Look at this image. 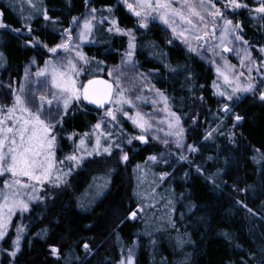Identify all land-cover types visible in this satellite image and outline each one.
Masks as SVG:
<instances>
[{
	"label": "trees",
	"instance_id": "1",
	"mask_svg": "<svg viewBox=\"0 0 264 264\" xmlns=\"http://www.w3.org/2000/svg\"><path fill=\"white\" fill-rule=\"evenodd\" d=\"M92 8L97 9L99 22L95 26L99 33L95 36L93 32L92 37L99 44L84 49L92 68L80 77V84L96 76L108 79L100 66L116 64L125 50V37L107 35L108 24L101 22V15L115 19L121 29H135L133 58L138 69L165 93L169 108L180 117L184 145L197 151H186L187 159L181 160L168 146L135 143L123 145V153L113 150L111 156L88 157L67 177V186L43 185L41 199L28 212L14 215L12 221L25 231L20 251L15 258L4 251H11L9 232L2 241L5 254L0 264H119L133 242L138 243L135 264H260L264 256V101L260 100L264 83L260 79L261 91L257 88L255 94L231 101L232 112L225 115L212 92L213 74L206 63L166 41L158 26L139 28V20L119 0H91L88 4L85 0H0V22L9 26L0 28L4 65L0 67V104L10 101L11 89L25 64L34 56L42 59L41 47L54 46L63 30L72 25L73 17L80 18ZM45 10L50 20H44ZM236 16L251 50L264 47V31L253 26L242 10ZM53 20L58 22L53 24ZM25 25L31 26V34ZM33 36L41 41L39 47ZM6 40L8 44L3 42ZM100 113L80 101L70 106L62 116V127L57 128V159H63L67 150L61 132L84 134L99 121ZM236 115L242 117L239 122L234 120ZM122 125L133 131L127 123ZM218 125L224 135L205 140L207 130ZM229 134H234L235 142L229 141ZM124 153L129 157L126 162L121 161ZM150 156L157 157L153 165L157 181L138 200L132 172ZM163 173L168 175L161 181L158 177ZM96 176H109L107 190L87 199L86 190ZM137 208L152 213V220L133 223L128 215ZM53 247L59 258L51 255Z\"/></svg>",
	"mask_w": 264,
	"mask_h": 264
},
{
	"label": "snow or ice",
	"instance_id": "2",
	"mask_svg": "<svg viewBox=\"0 0 264 264\" xmlns=\"http://www.w3.org/2000/svg\"><path fill=\"white\" fill-rule=\"evenodd\" d=\"M85 3H91V0H85ZM128 10L138 18L139 27L147 28L148 20L150 17L159 16L160 20L172 27L174 35L184 36V32H177L175 25L176 19L179 18L183 24L190 26L191 34L197 41L203 40L205 44L208 43L206 37L211 36L213 39L216 37L217 31H219V43L214 47L223 48L224 52L239 51L235 48L227 47L225 40L229 35H234L236 41H240L242 37L236 35L240 24L237 23L233 26L231 19L227 17V13L232 11L235 13L237 9L247 8L248 5L242 3L241 0H180V7L173 6V0H135V3H129V0H123ZM217 4H222L223 7H217ZM104 10H101L103 12ZM108 12L112 9L108 8ZM257 14H264V0H259V5L250 10ZM97 9L92 8L88 15L82 20L77 17H73L72 25L68 29H64L61 33L62 42L55 47L48 48V51L56 54L58 50H63L65 55H57L54 60L45 61V67L41 68L35 73L37 80L32 81L30 74L26 72L25 81L21 83L19 90L11 89V85H8L12 90L14 97L11 105H0V176L10 174L11 180H5L3 193V203L0 204V240H5L8 236V226L11 223L12 215L19 211L21 214L29 211V203L31 201L41 199V196L37 195L38 185L43 186L46 183L50 184L53 188H60L67 186L69 181L67 177L72 175L74 169L80 167L84 161L91 156H100L107 154L111 156L113 149H119L124 152L121 147L122 137L125 135L123 130L120 132H114L108 130L109 122L118 121V112H123V115L130 119L133 125L141 130L140 135L127 138V143L132 144L133 140H138L141 143L146 142V133L153 128V123L146 119L145 116L137 111L135 117L129 116L128 111L124 110V105L135 107V101L147 102V97L138 95L135 97V101L126 95L127 91L124 87L121 77L125 75L122 71L124 68H129L135 72V62L133 61V50L135 48V35L132 29H121L115 19L109 20L107 16L101 15V22L108 21L111 24L107 30L109 32L115 31L121 35L129 37L128 49L126 50L125 57L122 59L121 65L114 69H109L108 75L112 78V82L103 79H89L86 84H78L75 77L80 75V69L74 59L67 55L75 51V59L82 61L84 64H89L90 60L87 56L81 52L80 44L74 43L78 39L81 43L88 41L89 37L93 34L96 26ZM3 13L0 12V17ZM44 20H50L47 11L43 12ZM255 18V17H254ZM264 19V15L259 17ZM222 21V24L220 23ZM58 21L53 20L55 24ZM209 23L211 24L212 32L209 33ZM28 29V33L31 34L32 28L30 25H25ZM9 26L0 22V28H8ZM76 32V36H73V32ZM13 31L19 32V29H13ZM202 33V34H201ZM66 37V39H65ZM32 41L36 44H40L36 37H32ZM187 43V38L185 39ZM232 43V41H228ZM247 44V41H244ZM47 47V45H44ZM189 50L195 51L189 44ZM264 52V48L260 49ZM246 56L250 59V54L247 53V49H244ZM213 55H220V53L213 52ZM223 59V57H221ZM2 54H0V67H3ZM102 63V62H98ZM243 65V58L241 61ZM264 63V62H262ZM167 67V65H165ZM234 66L230 65L227 60L224 62V70L218 67L216 69L217 74L223 78L224 84L228 86L230 91H221L219 85L213 82V86L217 89L216 94L225 98L228 101L239 100L238 93L255 94V90L259 87L258 84L253 83V77L251 76L252 69L249 68V75L246 83H240L239 78L244 76L243 72L239 74L232 71ZM187 70V69H185ZM171 72H177V69H169ZM116 73H119L118 75ZM51 77L50 86L49 79ZM144 84L150 83L147 75L140 74ZM43 78V79H40ZM187 79H191L188 77ZM260 82L264 83V78H260ZM35 85V90L33 86ZM203 87V86H202ZM150 91L154 89H149ZM156 95L161 97L165 102V110L175 120V126L179 127L180 117L176 116L174 112H171L167 108V97L165 93L155 90ZM83 100L90 104H94L97 108H104L107 104H112L113 107L108 108L104 117L107 120L101 119L94 125L95 130H100L102 125L105 126V131L99 132L96 136L95 144L89 151L86 145V140L90 139L89 133H85L81 137L79 144L76 145L73 152L66 155L63 159L56 158V150L58 149V135L57 128L62 127V115L61 104L63 112L66 114L69 105L73 102H79ZM260 100L264 101V91L260 92ZM157 101L153 98V103ZM119 105V107H116ZM221 111L228 115L232 112V108L228 104H225ZM242 119L239 115L234 117L236 122ZM159 123H163L160 121ZM195 123V119H194ZM223 121H221V124ZM174 125L171 121L168 122V128L173 129ZM161 130L162 129H158ZM183 128L179 127V131H169L167 136L175 135L177 137V148L187 147L189 152H196L197 149L192 145H184L183 143ZM116 139L113 141V136ZM215 135H224L221 126L216 128H210L207 130L204 139L211 140ZM101 137H104L105 143H101ZM73 137L69 136L71 140ZM152 139H159L153 136ZM228 139L230 142H235L234 134H229ZM163 143L168 144V140L164 139ZM79 153V154H78ZM129 159L127 153L121 156V161L126 162ZM181 160L187 158L183 155ZM150 161H156V156L148 157ZM67 164V170L65 165ZM137 168H140L138 165ZM199 171V169H197ZM168 173H163L160 176V180L163 181ZM26 178V179H25ZM236 191H246V189H235ZM26 197V199H25ZM238 204H242L249 213L255 214L253 209L248 208L242 201H237ZM6 209V211H5ZM137 212H132L130 218L135 219ZM169 224L172 227L175 225L169 220ZM24 231L23 226L17 228V234L12 240V250L7 251V254L13 258L16 257L20 251L21 233ZM45 232L47 230H44ZM182 240H178V244H182ZM86 253L90 252L89 246L86 243L84 245ZM51 252L54 256L58 257V249L53 247ZM134 249L129 248L128 254L125 259H122L119 264H134ZM79 259V258H77ZM245 264H251V261L245 262ZM260 264H264V256L261 257Z\"/></svg>",
	"mask_w": 264,
	"mask_h": 264
},
{
	"label": "rangeland",
	"instance_id": "3",
	"mask_svg": "<svg viewBox=\"0 0 264 264\" xmlns=\"http://www.w3.org/2000/svg\"><path fill=\"white\" fill-rule=\"evenodd\" d=\"M119 2L127 9L128 12H130L128 10V8L126 7V5L123 3V0H119ZM241 2L247 4L248 7L237 9L235 11V13H233L232 11H229L226 14L227 17L232 20L233 26L240 22V19H238V17L236 16V13L239 12L240 10H242L243 12H245L246 16H249L251 18V23L253 26H255L257 29H259L261 31H264V19L259 18L261 15H264V14H257V13L250 11L252 8H255L259 5V0H241ZM129 3H135V0H129ZM173 6L174 7H180V0H173ZM217 7L222 8L223 5L217 4ZM88 12H90V11L87 10L86 13L80 17V19L82 20L86 15H88ZM130 14H132V13L130 12ZM175 19H176V23L173 26L176 27L178 33L184 32L185 33L184 36L174 35V33L172 31V27H169V25L164 24L160 20L159 16H154V18L150 17L148 20V26L152 25V24L158 26L160 29H162L164 31V34L166 36V41H169V42L171 41L174 44L182 46L189 54L194 55L196 58H198V59H200L206 63V65L210 68V70L213 74L211 89H212L213 94L219 100L218 106L220 109H222L225 104L229 105V103L231 102V101L226 100L223 97L218 96L216 94L217 89L213 86V82L215 81L216 84L219 85V88L221 91H230L228 86L224 84L223 78L221 76H219L217 74V71H216V69L218 67L221 69V71L224 70L225 60H227V62L230 65L234 66L232 71H234L237 74H239L240 72L244 73V76L239 78L238 82H240V83H246L247 82V77L249 75V72H248L249 68L252 69L251 76L254 78L253 83L257 84L259 79L263 77V75H264V63H262V62H264V52H261L260 49H262L264 47H253V48H257V49H255L256 51L253 52V50H251L252 47L248 43L247 44L244 43V41H246V40L243 38L240 29H238L236 32V35H240L242 37V39L240 41H236L234 35H229L227 37V39L225 40L227 47L235 48V49H238L239 51H231V52H228V54L226 55L223 52V48L214 47V45L219 43V31H217L215 39H213L211 36L206 37V39L208 40V43L205 44L203 40L197 41L196 39L193 38V36L191 34L190 26H188L187 24H183V22H181L178 17ZM137 20H138V18H137ZM138 23H139V21H138ZM220 23L222 24V21ZM96 24H99V22L96 21ZM107 24H108L107 25V29H108L109 27H111V24L108 21H107ZM71 27L75 28L76 26L71 25ZM141 29H145V28H141ZM125 30H127V29H125ZM78 31H79V29H76V31H74L72 33L74 37L76 36V32H78ZM208 31H209V33L212 32V28H211L210 23H209ZM133 32H134V35L136 36L135 29L133 30ZM98 33H99V31L97 29H95L94 30L95 36ZM108 34L115 35V36L121 35L115 31H112V32L108 31L107 35ZM92 36L93 35H91L89 37L88 41H85L83 43H81L78 39H76L74 41V43L80 44L79 50L81 52H83V54L85 56H86V54H85L84 49L86 46L92 45V44H94V45L99 44V42H96ZM122 36L125 37V41H126L125 50H124L122 57H120L119 61L116 64L111 65V64L103 63L100 66V70L102 69V72L104 71L106 73L109 81H111V82H112V78H110L108 75L109 69H114L117 66L121 65L122 59L125 57L126 50L128 49L129 37L126 35H122ZM186 38L188 41L187 43L185 42ZM65 39H66V37H65ZM228 41H232V43H228ZM3 42L6 44L9 43V42H7V40L3 41ZM3 42H2V44H3ZM61 42H62V38H60L54 46L41 47L42 59H39L35 56L32 57L27 62V64H25V66L22 68V71L20 72L19 78L17 80V84L15 86H13L12 89H16L17 91L19 90L21 83H23L25 81L26 72L30 74V79L32 81H36L37 77H36L35 73L37 71H39L41 68L45 67V61L54 60L57 55H60V56L65 55L63 50H58V53H56V54H53V53L48 51V48L55 47L57 44H59ZM189 44L191 45L192 48L195 49V51L189 50ZM32 45H33L32 42H30V46H32ZM36 45H38V47H39V44H36ZM245 48L247 49V53L250 54V59L247 58L246 53L244 52ZM213 52L220 53V55H213ZM67 55L74 59V62L77 63V66L80 69V75L75 77V79L77 80V83L80 84V81H79L80 77L83 76V74H85L87 70H90V68H92V66H91V62H92L91 60L92 59H89L90 63L86 65L82 61H78L75 59V51H73L71 53H67ZM221 57H223V59ZM242 58H243V65L241 63ZM132 59L135 62L136 71L133 72L129 68L122 69V71L125 72V75L121 77L122 82L124 84L125 89L130 90V91L126 92V95L128 97H130L131 99H133V101H135V97L138 95L147 97L148 99H147V102L135 101V104H136L135 107H130L129 105H124L123 108H124V110L128 111L129 116H131V117H135L136 112L140 111L145 116L146 119H149V121L151 123H153V128H152V130H150L148 133L145 134L146 135V142L145 143H141L140 141L134 139L132 144L129 145L126 142L127 138L133 137L136 135H140L142 133H141V130L139 128H137L133 125V123L130 119L126 118L123 115V112H118L117 113L118 121L109 122L108 130H111V131H114L117 133L120 132L121 129L123 130V133L125 135L122 137L121 147L123 145L131 146L135 143L136 144L137 143L142 144L144 146L147 144L155 143V144H158L160 146H168L169 148H171L172 153H174L175 155H178L179 157H181V155L185 156V152L186 151L188 152L187 147L177 148V146H176L177 137L175 135H171V136L166 135V133L169 131H173V132L179 131V127H182L181 122L179 124V127L175 126L174 118L169 114L168 111L165 110L166 106H165L164 100L161 97L156 95L155 90H158V89H156L151 82L148 84H144L143 79L140 76V74H144V73L138 69L137 63L133 57H132ZM116 74L118 75L119 73H116ZM40 79H43V78H40ZM48 79H49V86H50L51 77L49 76ZM150 88L154 89V90L150 91L149 90ZM258 89H259V87H258ZM33 90H35V85L33 86ZM237 95L241 99L242 97H244L246 95L251 96V95H253V93L252 92L238 93ZM153 98H155L157 101L155 104L153 103ZM13 100H14V97H13V94L11 91L10 101L7 104H0V105H11L13 103ZM74 102H76V101H73L69 105V108ZM110 107H113V105L110 104V106L108 108H110ZM116 107H119V105H116ZM167 108L170 109L168 104H167ZM105 111L100 113V116H99L100 118H99L98 122H101L102 118L104 120L108 119L107 117H104ZM170 111L173 112L171 109H170ZM64 114L65 113L63 112V107L61 104V115L63 116ZM176 116H177V114H176ZM160 121H163V123H159ZM169 121H171L173 123V125H174L173 129L168 128V122ZM124 122L128 124L129 128L133 129V131L131 133L123 128L122 124ZM158 129H162V131L158 130ZM103 131H105L104 125H102V128L98 131L95 130L94 126H93V128H91L90 131L85 132V133H89L91 136L90 139L86 140V145L88 146L89 151L91 150L92 146L95 144L96 136L99 134V132H103ZM84 134L75 135L72 133L70 134L68 132H61V138L65 141L66 149H67L65 155H63V158L66 155H69L73 152L74 148L76 147V145L79 144V141H80L81 137H83ZM69 136H72L73 138L71 140H69L68 139ZM153 136H156L159 139L154 140V139H152ZM112 139L114 141L116 139V136L114 135ZM164 139L168 140L167 145H165L163 143ZM182 139H183V136H182ZM101 143L102 144L105 143L104 137H101ZM183 143H184V139H183ZM113 150L120 151L119 149H113ZM104 155H107V154H102L100 156H104ZM156 161L147 160V162L145 164L139 165L140 168H137V166H135L133 169L132 174H133V178H134V195L136 196V198H138V200H141L142 198H144L146 196L148 190H150V188H152L156 184L158 174L154 173V171H153V165L156 163ZM65 170H67V164L65 165ZM158 179H159V177H158ZM5 180H11L10 174H5L4 176H0V204L3 203V193L5 191H7L6 189H4ZM108 184H109V176H96V177H94L88 185V188H87L86 193H85V197H87V199H93V198L100 196L101 194L106 192ZM37 187H38L37 195H39L43 186L41 187L38 185ZM25 199H26V197H25ZM36 201L37 200L31 201L29 203V206L31 204L35 203ZM148 205H151V203H148ZM145 207H148V206L145 205L144 208ZM144 208H137V210L133 211V212H137V216L135 219L130 218L131 213L128 215V218H130V220L133 221V223L136 222L138 224H140L144 221H147V220H152L153 214L152 213L146 214L144 212V210L146 208L145 209ZM5 211H6V209H5ZM15 214L19 215L21 213L19 211H17L11 217V223L7 229V232L8 233L11 232V234H12L11 241L15 238V236L17 234V228L21 227V226H19V222L14 223L12 221L13 220L12 218L14 217ZM24 232L25 231H23L21 233V237L23 236ZM2 241L3 240H0V258H1L2 254H5V252H3V248H2ZM129 248L134 249L133 261L135 264V256H136V252L138 249V243L133 242L129 246ZM128 249L125 251L123 256H120V260L125 259L127 257ZM11 250H12V242H11ZM51 255L53 257H55L52 254V252H51Z\"/></svg>",
	"mask_w": 264,
	"mask_h": 264
},
{
	"label": "water",
	"instance_id": "4",
	"mask_svg": "<svg viewBox=\"0 0 264 264\" xmlns=\"http://www.w3.org/2000/svg\"><path fill=\"white\" fill-rule=\"evenodd\" d=\"M223 52H224V51H223ZM224 53H225L226 55L228 54V52H224ZM89 79H103V80H108L107 78L100 77V76L92 77V78H89ZM89 79L85 80V81L83 82V84H86L87 81H88ZM108 81H109V80H108ZM109 82H111V81H109ZM80 102H81L84 106H86L87 108L92 109V110H94V111H96V112H103V111H105L106 109H108V107L110 106V104H107V105H105L104 108H97L96 105L88 103L87 101L83 100V98H81ZM131 219H132V218H131Z\"/></svg>",
	"mask_w": 264,
	"mask_h": 264
}]
</instances>
